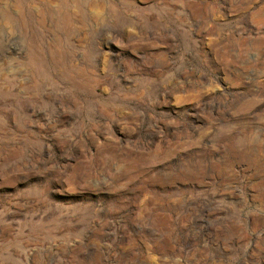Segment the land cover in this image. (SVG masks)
Wrapping results in <instances>:
<instances>
[{"label": "rangeland", "instance_id": "rangeland-1", "mask_svg": "<svg viewBox=\"0 0 264 264\" xmlns=\"http://www.w3.org/2000/svg\"><path fill=\"white\" fill-rule=\"evenodd\" d=\"M0 264H264V0H0Z\"/></svg>", "mask_w": 264, "mask_h": 264}]
</instances>
